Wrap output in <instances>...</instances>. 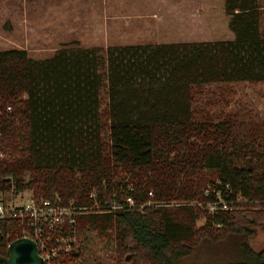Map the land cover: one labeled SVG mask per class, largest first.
Returning a JSON list of instances; mask_svg holds the SVG:
<instances>
[{
  "label": "trees",
  "instance_id": "16d2710c",
  "mask_svg": "<svg viewBox=\"0 0 264 264\" xmlns=\"http://www.w3.org/2000/svg\"><path fill=\"white\" fill-rule=\"evenodd\" d=\"M223 9L232 40L0 50V196L99 207L54 264H264L248 242L264 225V117L208 111L220 85L264 82V0ZM29 229L0 220V256ZM236 237L232 258L204 259Z\"/></svg>",
  "mask_w": 264,
  "mask_h": 264
},
{
  "label": "rangeland",
  "instance_id": "374dc122",
  "mask_svg": "<svg viewBox=\"0 0 264 264\" xmlns=\"http://www.w3.org/2000/svg\"><path fill=\"white\" fill-rule=\"evenodd\" d=\"M211 1L213 3V7L211 9L213 19L217 22L216 29L213 30L212 33L213 39L211 41L232 40L233 34L227 27V20L225 21L226 27L224 26L225 13L224 9L220 8V2H222V0ZM67 2H74V0H0V50L21 48L25 49L29 56L33 58H44L51 56L56 49L64 47V43L66 45L69 44L71 46H76L74 45L76 43L73 40L78 37L83 39L86 44H90L95 36L94 21L91 20L90 15H88L89 17L87 15H83V17L79 16L82 18L81 21H83V26L80 25L79 22L81 21H76L78 18L75 19V16L72 15L71 12L61 8V6ZM53 3L56 5L53 9V12L55 11V14H57L55 16L52 12ZM201 12L203 17L207 15L206 9ZM59 20L72 23L71 30H65L66 33L56 35V40L53 41L51 40L52 36L50 37L51 30L53 31L57 29L56 22ZM52 22H54L53 27L50 26ZM39 27L40 29L36 31ZM38 34L40 35V38L38 37ZM42 37L48 38V40H42ZM37 39H39V41ZM107 42L117 43V41L111 40H108ZM123 42L130 41L124 40ZM132 42L134 44H138L143 43L144 41L132 40ZM78 44L81 43L79 42ZM105 47H107V45ZM219 88L226 93L225 96L223 95L220 98L224 100L214 99V94H211L208 99H214L216 104L211 109H208L209 113H215L221 109H225V105L228 103L229 106L239 103L242 104L241 106L246 108H252L258 116L264 117V82L222 84ZM215 90V96L219 97L217 94L219 89L216 88ZM1 157L3 158V154H0V158ZM204 193L206 194V192ZM4 198L8 201L16 202L17 204L28 202L30 199H46L33 197L30 190L16 192L11 189L4 193ZM55 199H60L62 204L72 203V201H64L59 197H56ZM194 205L199 207L200 214H209L212 212V208H210L208 202L204 200L200 201L196 199ZM73 210L74 208H71L68 211L69 215L73 212ZM100 210H98V214L106 213L105 210ZM87 213L88 212H79L75 213V216L78 217L80 215H88ZM197 221V225L200 226L202 225L204 219L200 218ZM254 229L255 234L248 240V242L252 249L260 250L264 247V225L255 226ZM74 242L76 243V235L74 237ZM239 242L240 238L236 237L230 238L227 241L225 240L220 243V245H213L214 249H208L206 253L207 256L204 259H211V261L217 260L216 263L228 260L234 256ZM200 257L203 258V254H200ZM201 263L205 264L204 261Z\"/></svg>",
  "mask_w": 264,
  "mask_h": 264
},
{
  "label": "crops",
  "instance_id": "0c3cea01",
  "mask_svg": "<svg viewBox=\"0 0 264 264\" xmlns=\"http://www.w3.org/2000/svg\"><path fill=\"white\" fill-rule=\"evenodd\" d=\"M220 3V8H223V0ZM54 6L56 5L53 3L52 12ZM212 7L211 0H74L61 6L71 12L75 19L78 18V22L82 19L79 16L83 15H90L94 21L95 36L90 44H86L80 37L73 40L76 43L74 45L81 47L137 45L132 40L144 41L138 44L211 41L213 30L217 26ZM204 9L207 13L205 17L201 12ZM53 13L54 16L57 15L55 11ZM226 20L225 15V27ZM82 23L83 21L79 22L80 25ZM71 24L57 21V29L51 30V40L55 41L56 35L66 33L65 30L70 31ZM50 26L53 27L54 22ZM39 29L40 27L36 31ZM38 37L40 38L39 34ZM42 40L48 38L42 37ZM108 40L117 43H108ZM124 40L130 42H123Z\"/></svg>",
  "mask_w": 264,
  "mask_h": 264
},
{
  "label": "built area",
  "instance_id": "2783aa9c",
  "mask_svg": "<svg viewBox=\"0 0 264 264\" xmlns=\"http://www.w3.org/2000/svg\"><path fill=\"white\" fill-rule=\"evenodd\" d=\"M10 105L5 106L9 111ZM219 195V194H218ZM94 193L90 197H94ZM220 199V198H219ZM221 209H227V202L220 200ZM212 211L216 204L208 202ZM74 208L69 215L68 211ZM97 206L78 207L73 203L62 204L60 199L55 200H29L25 203L8 201L4 195L0 196V220L21 219L28 220L30 229L25 231L22 237L31 238L37 247V252L42 258L43 264H54L62 255L70 250V245L75 237V213L97 211Z\"/></svg>",
  "mask_w": 264,
  "mask_h": 264
},
{
  "label": "water",
  "instance_id": "95a60500",
  "mask_svg": "<svg viewBox=\"0 0 264 264\" xmlns=\"http://www.w3.org/2000/svg\"><path fill=\"white\" fill-rule=\"evenodd\" d=\"M0 264H43L36 243L28 237H20L7 245L6 256H0Z\"/></svg>",
  "mask_w": 264,
  "mask_h": 264
},
{
  "label": "bare ground",
  "instance_id": "6f19581e",
  "mask_svg": "<svg viewBox=\"0 0 264 264\" xmlns=\"http://www.w3.org/2000/svg\"><path fill=\"white\" fill-rule=\"evenodd\" d=\"M75 221H76V217H75ZM72 247H71V245H70V249H71Z\"/></svg>",
  "mask_w": 264,
  "mask_h": 264
}]
</instances>
